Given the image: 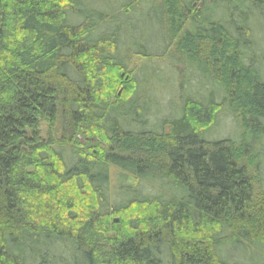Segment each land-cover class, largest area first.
<instances>
[{
  "label": "trees",
  "instance_id": "1",
  "mask_svg": "<svg viewBox=\"0 0 264 264\" xmlns=\"http://www.w3.org/2000/svg\"><path fill=\"white\" fill-rule=\"evenodd\" d=\"M194 2L0 0V264H264V0Z\"/></svg>",
  "mask_w": 264,
  "mask_h": 264
},
{
  "label": "rangeland",
  "instance_id": "2",
  "mask_svg": "<svg viewBox=\"0 0 264 264\" xmlns=\"http://www.w3.org/2000/svg\"><path fill=\"white\" fill-rule=\"evenodd\" d=\"M204 1H209V0H198L196 1V6H199V5H202ZM187 26V25H186ZM188 28L185 27V31L186 29ZM143 63V59H139V57H133L131 59V66L134 67V68H137L139 67L141 64ZM131 68V67H130ZM180 69V68H179ZM136 70V69H135ZM174 94V93H173ZM169 95H172V93H165V94H162L160 96H156L157 97V103L159 105H161L162 107L163 106H166V99L165 98H169L171 99L172 97L169 96ZM39 134H40V137L45 139V135H46V125L45 124H41L40 126V131H39ZM231 135H237V129L235 126L226 123L225 125H222L219 127V129L215 132V136H214V139H218V138H227L229 137L230 139L233 138L231 137ZM109 174H110V186L113 187L114 184H115V180H116V177L117 175L119 174V170H117L116 168L114 167H110L109 168ZM128 181L129 183L131 184H135V180H133L132 178H128ZM111 193H113L114 191H110Z\"/></svg>",
  "mask_w": 264,
  "mask_h": 264
},
{
  "label": "flooded vegetation",
  "instance_id": "3",
  "mask_svg": "<svg viewBox=\"0 0 264 264\" xmlns=\"http://www.w3.org/2000/svg\"><path fill=\"white\" fill-rule=\"evenodd\" d=\"M196 1H198V0H195V2H194V4H193V7H194V8H197V6H196V5H197V4H196Z\"/></svg>",
  "mask_w": 264,
  "mask_h": 264
}]
</instances>
